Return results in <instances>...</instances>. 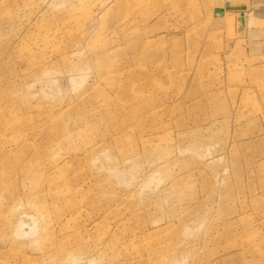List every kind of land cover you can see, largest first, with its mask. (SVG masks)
Returning <instances> with one entry per match:
<instances>
[{
	"label": "rangeland",
	"instance_id": "rangeland-1",
	"mask_svg": "<svg viewBox=\"0 0 264 264\" xmlns=\"http://www.w3.org/2000/svg\"><path fill=\"white\" fill-rule=\"evenodd\" d=\"M219 4L0 0V264H264V33Z\"/></svg>",
	"mask_w": 264,
	"mask_h": 264
},
{
	"label": "crops",
	"instance_id": "crops-1",
	"mask_svg": "<svg viewBox=\"0 0 264 264\" xmlns=\"http://www.w3.org/2000/svg\"><path fill=\"white\" fill-rule=\"evenodd\" d=\"M219 5L231 29L244 28L246 36L264 33V0H220Z\"/></svg>",
	"mask_w": 264,
	"mask_h": 264
}]
</instances>
